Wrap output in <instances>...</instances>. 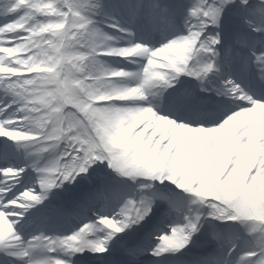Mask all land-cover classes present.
I'll return each mask as SVG.
<instances>
[{
    "label": "snow or ice",
    "instance_id": "snow-or-ice-1",
    "mask_svg": "<svg viewBox=\"0 0 264 264\" xmlns=\"http://www.w3.org/2000/svg\"><path fill=\"white\" fill-rule=\"evenodd\" d=\"M0 17L3 264H144L176 254H190L184 264H264V0H0ZM138 29L159 38L146 42ZM181 76L221 98L213 118L175 115L171 94L154 103L153 90L175 91ZM98 163L191 195L183 222L153 231L157 200L165 215L182 210L172 190L99 211L122 194L93 179ZM85 180L73 211L44 206L54 188ZM90 212L71 234L42 227ZM212 221L223 228L199 238Z\"/></svg>",
    "mask_w": 264,
    "mask_h": 264
},
{
    "label": "bare ground",
    "instance_id": "bare-ground-1",
    "mask_svg": "<svg viewBox=\"0 0 264 264\" xmlns=\"http://www.w3.org/2000/svg\"><path fill=\"white\" fill-rule=\"evenodd\" d=\"M143 2L145 4H147L149 2L165 3V2H171V1L170 0H143ZM183 2L185 4L189 3L188 0H183ZM121 22H124V21L122 20ZM156 24H157L158 27H161V28L164 27L163 21H161V20H157L156 21ZM137 35H138V38L145 39L149 43H155L156 42V39L159 38V35L157 34L156 39L149 40L148 39V33L145 32V31H143V30H140V29H138ZM103 60L110 67H113L114 65H117L118 67L123 66L121 63H119L118 58H114V57H104ZM153 91L156 93V95L151 98V99H153L154 103H159L160 100H161V96L162 95L166 96V93L164 92L163 94H161L160 91H159V89H154ZM199 92H201V91H199ZM207 94H209V96H212L215 93L208 92ZM0 97L1 98L4 97L3 92H0ZM220 99H221L220 97L216 96L215 101L212 103L214 110L213 111L206 110V114L204 115L205 118H208V119L213 118L216 115V113L220 110V105H218V103H217V101H219ZM160 111L161 112L164 111L163 106L161 107V110ZM169 111L173 112L175 115H182V114H179L177 111H173V110H169ZM185 116L199 118L198 116H193V115H189V114L188 115H185ZM5 139L6 138L0 137V140H1L0 142H3ZM8 143H12V142L11 141H8ZM21 151H23V150H21ZM16 159L18 161H22L23 160L20 157H16ZM92 174H93V179L96 176L104 175L105 174L107 181L110 184H112L115 188H117V190L119 191V193H120V190L121 189H125V187L123 186L124 185L123 179L121 177H117L113 173V171H109V170H106L105 171V170L100 169V170H95ZM85 181H83V182H85ZM68 190H69V185L68 184H65L64 186H62L61 188H58V189L57 188H54L49 193L48 199L44 202V206H49V207H51V206H63V207H65L68 210H73V205H72L71 201L75 198L76 195H78L80 192H83L84 190H82L81 188H79L77 191H75V195H72L70 192H68ZM156 190H159L160 191L161 189H155V191ZM65 192H68V193H65ZM124 193H126V189H125V192ZM65 196H66V200L60 202L59 199L61 197L64 198ZM116 198L110 199L109 201H113L114 200V202H115ZM190 201H191V198H189L188 200H185L183 202H187L186 203V206H188ZM37 207H41V206L38 205ZM31 211L35 212V209H32ZM172 213L176 214L178 212L172 211L171 212V215H172ZM66 217L67 216H57V217H53L52 219L43 222L42 223V227L44 229H46V230H50V229H54L55 230L57 228H65V223L67 221ZM207 224L208 223H205L204 224L203 229L206 227ZM209 230L211 231V230H213V228L211 227V228H209ZM198 251H199V249H193V252H198ZM189 258H190V254L189 255H186V256L166 255V256L160 257V259H161L160 262L153 263V264H184V261L187 260V259H189ZM0 260L3 261L2 259H0ZM16 264H22V262H16Z\"/></svg>",
    "mask_w": 264,
    "mask_h": 264
},
{
    "label": "rangeland",
    "instance_id": "rangeland-1",
    "mask_svg": "<svg viewBox=\"0 0 264 264\" xmlns=\"http://www.w3.org/2000/svg\"><path fill=\"white\" fill-rule=\"evenodd\" d=\"M5 22V20H4V18L3 17H0V23H4ZM105 30L106 31H109V32H112L113 30H111V29H108V28H105ZM158 46V45H157ZM102 60H103V58H101ZM181 79H182V77H180L179 78V81H181ZM10 99V98H9ZM3 101L4 102H7V99H3ZM16 157H12V162H14V163H16V164H18V165H23V160L22 161H18L17 159H15ZM94 167V166H93ZM102 167V168H101ZM93 169V168H92ZM92 169H90V170H92ZM95 169H107V170H110V168H108L107 167V165L106 164H97V168H95ZM30 171V170H29ZM31 175H34V173H31ZM134 183L137 185V186H139L140 187V184L141 183H146L145 181H140V180H135L134 181ZM128 184H130V183H128ZM153 185V184H152ZM71 186H72V189H74V188H76V187H83V188H85L86 186L88 187L89 186V182H85V183H83V184H81V183H73V184H71ZM169 187H174V188H176L175 186H173V185H168ZM155 185H153L152 186V188L151 189H141V191L144 193V194H147V195H151L152 194V192H153V189H155ZM164 193H167L166 191H164ZM181 195H183L184 196V198H186L188 195L186 194V193H181ZM125 197H123L122 199H121V201L123 202L126 198H128V194H125L124 195ZM140 196V195H139ZM156 202H158V203H156V205L154 206V212L155 211H159V209L161 210L162 209V205H160L161 203H163L164 204V202H161L160 200H157ZM119 206L120 205H115V206H113L111 209H109V211H107V212H104V213H107V214H111L113 211H116V210H118V208H119ZM197 207H199L198 205H194L192 208H197ZM93 211H96V209H93ZM99 211H103L101 208L99 209ZM184 209H183V207H182V210L181 211H179L180 213H176V214H174V213H172V215L170 216L169 214L168 215H165L164 214V211H163V216L162 217H164L165 218V220H166V222L164 223V228L161 226V223L163 222V221H161V222H157V226L159 227V229L158 230H163V231H167L168 230V226L169 225H171V224H176V223H182L183 222V215H184ZM203 211H207V209L205 208V209H203ZM174 212H177V211H174ZM180 214V215H179ZM94 217L92 216V214H88V216H86V217H83L82 218V220H80L78 223H75V224H73V225H71L70 227H67V230H65V231H58V233L57 234H60V233H64V234H71V232H72V230H73V228L74 227H79L80 226V224L81 223H83V222H87V220H89V219H93ZM218 223H220L219 221H212L211 222V224H208L209 226H217L218 225ZM46 233L48 234V232L46 231ZM155 233L156 234H158V231H155Z\"/></svg>",
    "mask_w": 264,
    "mask_h": 264
}]
</instances>
